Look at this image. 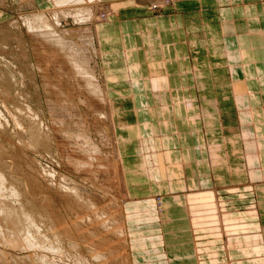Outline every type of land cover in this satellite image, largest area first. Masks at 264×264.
Here are the masks:
<instances>
[{
	"label": "crops",
	"instance_id": "1",
	"mask_svg": "<svg viewBox=\"0 0 264 264\" xmlns=\"http://www.w3.org/2000/svg\"><path fill=\"white\" fill-rule=\"evenodd\" d=\"M44 1L37 5H47ZM1 4L0 23L15 11ZM110 4L114 15L137 6ZM135 18L126 28L109 22L102 36L109 84L112 90L126 87L113 109L131 197L126 209L133 262L213 264L214 246L220 260L260 264L264 248L254 250V242L262 229L264 239L259 200L264 190V0H186L153 19ZM246 101L244 120L238 108ZM220 102L230 104L235 114L229 121ZM145 151L156 152L157 157L147 156L148 164L159 165L153 175L146 169ZM252 182L259 184L256 191ZM187 192L195 196L192 201L204 199V205L214 204L215 193L238 221L255 209L258 218L247 225L257 233L238 234L227 254L225 240L191 216ZM158 197L160 211L153 201Z\"/></svg>",
	"mask_w": 264,
	"mask_h": 264
},
{
	"label": "rangeland",
	"instance_id": "2",
	"mask_svg": "<svg viewBox=\"0 0 264 264\" xmlns=\"http://www.w3.org/2000/svg\"><path fill=\"white\" fill-rule=\"evenodd\" d=\"M33 1L36 2V4H32ZM53 1L55 0H49V2L47 1V5L39 6L37 5L39 3V0H15V6H12L10 8V2H13V0H3L5 9L7 8L11 11L12 9H15V11H12L13 14L11 15L9 20L0 23V122L2 125L0 128V167L4 168V172L6 170L5 174L7 175L8 179L10 178L14 183L15 181H17L19 184L21 183L19 187L21 186L20 188L21 190H23L22 193L28 194V198L29 195L31 196L34 193L33 197L37 201V208L44 217L43 220L45 222L43 221V223L45 229L51 228L53 222L56 224V226L58 225V228H62L61 237L64 239V241H66V244L63 245L64 254L62 255L58 253V255L57 252H55V254L50 252L49 250H37V252H34L33 250L28 248H13L11 246L0 243V264H38V262L39 264H49L51 260L52 261L50 262V264H84V262L88 264H135V262H133L132 260L133 247H131V244L133 242L130 237L131 234L129 231L130 227L128 222L125 223V234H122V236H117L119 234L114 231H108L105 228L102 229V226L95 218V215L93 213L77 206L74 200L70 198H64L62 196L63 193L59 191L58 187H56L58 181H60V174L61 176L64 175L66 177H70L74 182H76L83 188H88L87 190L91 194L93 193L92 195L96 196V198H98L101 203H103L104 205L106 204L105 206L108 205L109 210H111L113 214V217L118 218V220L120 221L121 217L124 215V220L128 221L127 219L130 213L126 209V204L131 200V197L129 198L127 196H124V194L120 192V173L116 157L113 156L111 158L112 162L110 163L111 180L113 186L115 187V192L110 193L104 186L97 183V179L95 181L87 179L84 174H80V172H77L74 168L66 164L60 155L57 144L46 143L44 146H40L36 150L31 149L32 147H23V145H21L19 142L21 139L20 136L23 137V133H21L22 131L20 130V128H18L15 122V116L18 114V107L28 105L32 108V111L35 112L40 117V119L44 121V125H48L54 131L58 130L53 125H49V104L58 105L60 102H67L66 105L69 109L71 107L69 103H71L70 101L73 100L74 102H76L75 104L78 107V112H80L79 114L81 115V118H83L82 120L90 128L93 140L98 145H102L101 137L99 135V128L102 127L100 129H104V133L108 137L109 145L114 149V147L119 146L120 143L115 133V123L112 124L110 120V115L114 116L115 112L110 101L112 100L113 102L116 98H124L123 92L126 87L123 85H117L114 87V89L117 90H112V87L110 86L111 84H109V77L107 76L108 71L106 72L105 65L104 76L107 79L106 83H104L102 78L103 76H101V67L99 69V66H102L101 61L99 60V57L93 55L91 69L94 71L98 78V81L100 82L103 101L101 102L100 99L93 96L92 93L88 92V90L79 88L77 84L70 80L68 76V71L71 72L72 67H68L66 60L64 59V54L60 52L58 53L55 48H53L55 50L51 49V47L49 48L47 44V47L45 46V44H40L37 40V37H34L29 32L22 20L24 17L36 13L47 14L50 18V12L53 11H63L64 9L77 8L78 6H87V4L89 6H106L108 4L111 5L110 3L116 1V4H118L119 6L127 5V7L129 6L128 8H130L132 5H137L135 8H130L129 10H127L128 12H122L121 15L112 14L109 16L111 23L115 25L117 23L118 26L120 24L123 28H126L132 18L144 16L146 18L150 17L153 19L155 15L161 14L163 8L165 9V7L172 6L175 4V2L182 3L183 0H158L161 1V3H154L157 0H83L82 3L80 2L76 4H74L75 2H65L69 0H56L55 2ZM31 4L33 5L34 9L32 8V6H30ZM114 7L116 9V5ZM135 11H137L138 14H136ZM150 12L153 16L149 15ZM69 19H63L60 27H58V25L56 24L54 25L53 19H51L52 23H50L53 25V27L56 26V29H59V31L65 34V37L69 39L68 41L80 43V37L83 33L81 28H83V26L77 25L71 17ZM15 23H17L18 25H16ZM109 25L110 24L107 23L104 25L105 28L101 29L103 37H106L105 33H107L106 30L108 29V27H110ZM33 37L36 39H34ZM100 38L101 48L103 52V40L105 38ZM86 48L89 51L92 50V47H90L89 45H86ZM116 73L118 72L115 71V74ZM112 79L115 80L112 81L117 83L116 78ZM126 82H128L129 85L131 83L128 80H126ZM59 87L63 89V92H65L66 96L62 95L61 91H59ZM118 89H120L121 91ZM80 100L83 101L80 102ZM82 102L83 104H81ZM249 102L250 101L244 102L243 105L241 104V107L238 108L240 111H242L241 114L244 120H246L247 118L244 111H247L248 105H250ZM219 104L223 109L224 120L229 121V119H231V116L235 115L232 108H230V104H228L227 102H220ZM100 106L103 107L104 113L106 115L105 117L108 120L106 118H103L101 114L98 113V109L101 108ZM113 120L115 122V118H113ZM248 122H251L250 115L248 118ZM24 124L26 127H28L29 122L26 120ZM71 124L73 126V123ZM72 126H69L67 128L72 129ZM96 126L98 127L96 128ZM101 149L105 154H110L111 152L110 147L101 146ZM149 154L150 153H147L145 151L146 156H148ZM43 166L44 169L48 168L55 170L57 174L56 177L48 176L44 172V169L42 168ZM152 168L154 167H149V169ZM42 169L43 171H41ZM49 182H52L51 185ZM255 185L258 186L259 184L254 183L252 185L254 191H256V189L254 188ZM126 186L129 191L127 182ZM213 194L216 200L217 196L215 193ZM96 200H94V202H96ZM211 200L213 202V199H210V201ZM259 200L262 204V213L264 215V190L260 191ZM153 201L155 202L158 211H160L159 209L162 204V198H153ZM248 206L249 205L245 204L243 209L247 208ZM252 208L255 207L252 206ZM76 214L82 215L84 217V221L76 223ZM233 215L234 219L237 220L239 215ZM245 216L246 215H240V218H244ZM214 219L215 222H217L218 213H216ZM112 224L115 223L112 222ZM88 232H94L96 235L92 236ZM262 235L263 229L258 233L257 236H259V239H257V241L260 243L259 246L264 248V239L262 238ZM73 243H78L79 247H73ZM91 244H94L93 247L95 248L98 246L96 249L103 254H106L107 251H112L114 254L113 256L109 255V259L106 261L104 260L105 263L103 260V262L94 261V259L90 257L91 254L88 252V247H92ZM229 245H227V251L225 250L227 254L230 253L228 247ZM211 249L216 250L214 246ZM39 254L40 256L43 255L42 257L47 256L46 258L44 257L45 260L47 259V261H37L38 259L36 255L39 256ZM78 254L84 255L85 260L81 262L78 261V259L82 258ZM211 256L212 255H210V257ZM32 259L35 262H32ZM220 261H226L224 264H232V260L230 262H227V257H225L224 260Z\"/></svg>",
	"mask_w": 264,
	"mask_h": 264
},
{
	"label": "bare ground",
	"instance_id": "3",
	"mask_svg": "<svg viewBox=\"0 0 264 264\" xmlns=\"http://www.w3.org/2000/svg\"><path fill=\"white\" fill-rule=\"evenodd\" d=\"M46 1L49 2V0H45L44 2ZM0 2L4 4L3 0H0ZM65 2L67 3L75 2L74 4H76L80 2L82 3L83 0H69ZM32 4H36V2L33 1ZM32 4L30 6H32L33 8ZM112 6L109 4L106 6H99V5L89 6L87 4V6H78L77 8L64 9L63 11L50 12L51 13L50 18L47 14L36 13L33 15L26 16L22 20V22L27 27L29 32L34 37H37V40L39 41L40 44H43V45L45 44V46L47 44L49 48L50 47L51 49L55 48L58 51V53L60 52L64 54V57H65L64 59L66 60L68 67L70 68L72 67L71 72L68 71V76L70 80H72L75 84H77L79 88L88 90L89 93H92V95L100 99L101 102L103 101V96L101 94L102 90L100 88V82L98 81L96 74L91 69V62H92L93 55H96L97 57H99V60L101 61V65H102V66H99V69L101 67L102 69L101 76H103L102 77L103 82L106 83L107 78L104 76L105 66H104V60H103L105 57H104V54L102 53L100 37H102V34H103L101 32V29H104L105 28L104 25L110 22L109 16L113 14V11L111 8ZM70 17L72 18V20H74V22H76L77 25L83 26V28H81L83 33L80 37V41H81L80 43H74V42L68 41L69 39L65 37V34L59 31V29H56V26L53 27V25L51 24L52 23L51 19H53L54 25L56 24L58 25V27H60L62 20L69 19ZM15 24L18 25L17 23ZM86 45H89L90 47H92V50L89 51L86 48ZM62 64H65V63H62ZM59 91H61L62 95L66 96L65 92H63V89H61V87H59ZM81 101L83 100H80V102ZM70 102L71 103L69 104L71 106L70 107L71 109L67 108V105H66L67 102L66 103L60 102L58 105L49 104L48 102L49 104L48 113L50 115L49 125L50 126L53 125L59 131L58 130L54 131L48 125H44V121L40 119V117L35 112L32 111V108L30 106L25 105L22 107H18V110H17L18 114L15 116V122L18 128H20V130L22 131L21 133H23L22 134L23 137L20 136L21 138L19 141L20 144L23 145V147L24 146L26 148L32 147L31 149H35V150L39 148L40 146H44L46 143L47 144H52V143L57 144L60 155L66 164L74 168L77 172H80V174H84L87 179H90L93 181L97 179L98 181L97 183L104 186L106 190L110 193L115 192V187L113 186V183L111 180V174H110V163L112 162L111 158L115 156L118 161L117 163H118V168H119V173H120V185H121L120 192H122L124 196H127L130 198V192L128 191L127 186H126L125 172L122 166L123 158L121 156L120 147L115 146L113 149L112 146L109 145L108 137L104 133V129L102 130L100 129L102 127H100L99 135L101 137V144H102L101 146L111 148L110 154H105L103 150L101 149L100 144L98 145L93 140V136L91 134L90 128L84 123V121L82 120L83 118H81V115L79 114L80 112H78V107L75 104L76 102H74L73 100H71ZM113 102L112 100L110 101L112 105H113ZM81 104H83V102ZM100 107L101 108L98 109V113H100L103 118H106L103 107L102 106ZM110 118L113 124L114 116L110 115ZM26 120L29 122L28 127L25 126L26 123L24 124ZM71 123H73V126ZM1 126L2 125L0 122V128ZM69 126L70 127L72 126V129H68L67 127ZM97 127L98 126H96V128ZM152 154L154 156L156 152L153 151L151 155L149 154L150 157H152ZM144 156L147 162L146 169L149 170L150 173L153 175L154 172H157V169H159V165L156 163L155 164L152 163L151 165L148 164V161H149L148 157L146 155ZM155 157L157 156L155 155ZM153 164L156 166H154ZM151 166H153L154 168L149 169V167ZM42 168L44 169V166ZM43 169L41 171H43ZM5 172H4V168L0 167V243L11 246L13 248H21V249L28 248V249L33 250L34 252L35 251L37 252V250H42V251L49 250L52 253L57 252V254L60 253L63 255L64 254L63 245L66 244V241H64V239L61 237L62 228L61 227L58 228V225L56 226V224L53 222L51 228L45 229L44 223H43L44 217L39 211V209L37 208L38 207L37 201L33 197L34 193L31 196L29 195V198H28V194L26 193L27 194L26 195L22 193L23 190H21L20 188L21 186L19 187L21 183L19 184L17 181H15L14 183L10 178L8 179ZM44 172L48 176H51V177H56L57 175L56 171L53 169L45 168ZM50 178H49V181H50ZM59 179L60 181H58V184L56 185V187H58L59 191L63 193L62 196L64 198H70L74 200L77 206L93 213L95 215V218L98 220V222L102 226V229L105 228L108 231H114L117 234H119L117 236H120V235L122 236V234L123 235L125 234L124 227L127 221L124 220L123 218L124 215L121 217L119 221L118 218L113 217L111 210H109V206L108 205L105 206L106 204L104 205L103 203H101V201L98 198H96V196L92 195L93 193L91 194L87 190L88 188L87 189L83 188L82 186L74 182L70 177H66L64 175L61 176V174H60ZM187 190L188 188L185 189L184 192H186ZM192 197H195V196H192L190 193L187 192L186 199L189 201V203L191 202L190 204H192V207L196 206V208L195 207L192 208L191 205L189 206V211L191 212V216L195 217L196 218L195 221H197V223L201 224L203 227L207 229H211L212 231L210 230L209 231L212 232L213 236L216 239H224L226 240V244L229 245L231 243V239L235 238L240 233H244V234L256 233L255 232V230H257L256 227L255 229H253V228L248 227L247 225L248 219L258 218V213L256 212L255 209L254 211L248 213V215H246L244 218H240V221H238L239 219L237 220L234 219L233 214H230L228 210L223 209L221 207L222 204L220 205V202H218L217 198L214 204L204 205V203H202L204 199L201 200L200 198L198 199L195 198L192 201ZM176 199H180V198L176 197ZM94 200H96V202H94ZM215 209L216 211H214ZM209 210H211V213L213 215L214 213H218L217 222L220 224L221 228L219 227L218 224H215L213 220H211L214 218H211L209 217V215L205 214L206 211H209ZM83 218L84 217L82 215L76 214V221H77L76 223L84 221ZM112 222H114L115 224H112ZM90 235L94 236L96 234L93 232V233H90ZM257 239H255L256 242L254 243L258 244V247L256 244H253V245H256L254 247V250H258V251L260 250V252H262L261 251L262 247L259 246L260 243L257 241ZM73 245H74L73 247L75 248L79 247L78 243H73ZM93 245L91 244L92 247ZM231 245L233 246V244ZM92 247H88L89 248L88 252L91 254L90 257H92L94 261H97V262H100L102 260L106 261L109 259L110 256H113L114 254L112 251H109V252L107 251L106 254H103L99 250L96 249L98 246L96 248L95 247L92 248ZM246 247L247 246H242V248H239V249L246 251L245 249ZM217 254L218 253L216 252V250H214V252L211 254L212 256L210 257L211 258L210 261L213 264H224L226 261H223V262L220 261V258L217 256ZM78 255L82 257L81 259H78V261L81 262L85 260L84 255H80V254ZM42 256H40V254L39 256L36 255L38 259L37 261L39 260L40 262L47 261V259L45 260L47 256L46 257L44 256L45 258ZM33 259L31 261L35 262L33 261ZM259 263L264 264V261H259ZM43 264H46V263H43ZM84 264H88V263L84 262Z\"/></svg>",
	"mask_w": 264,
	"mask_h": 264
}]
</instances>
